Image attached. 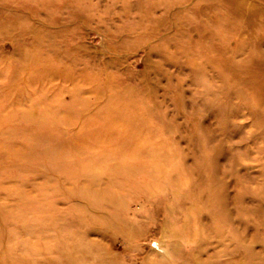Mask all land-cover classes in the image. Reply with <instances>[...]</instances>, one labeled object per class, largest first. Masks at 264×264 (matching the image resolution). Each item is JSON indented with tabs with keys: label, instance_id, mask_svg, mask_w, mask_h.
Listing matches in <instances>:
<instances>
[{
	"label": "rangeland",
	"instance_id": "obj_1",
	"mask_svg": "<svg viewBox=\"0 0 264 264\" xmlns=\"http://www.w3.org/2000/svg\"><path fill=\"white\" fill-rule=\"evenodd\" d=\"M264 264V0H0V264Z\"/></svg>",
	"mask_w": 264,
	"mask_h": 264
},
{
	"label": "bare ground",
	"instance_id": "obj_2",
	"mask_svg": "<svg viewBox=\"0 0 264 264\" xmlns=\"http://www.w3.org/2000/svg\"><path fill=\"white\" fill-rule=\"evenodd\" d=\"M210 264V263H209Z\"/></svg>",
	"mask_w": 264,
	"mask_h": 264
}]
</instances>
